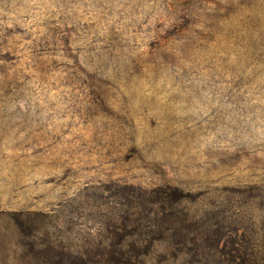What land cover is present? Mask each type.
Returning <instances> with one entry per match:
<instances>
[{
	"label": "rangeland",
	"instance_id": "rangeland-1",
	"mask_svg": "<svg viewBox=\"0 0 264 264\" xmlns=\"http://www.w3.org/2000/svg\"><path fill=\"white\" fill-rule=\"evenodd\" d=\"M240 234L264 236V0H0V264H200Z\"/></svg>",
	"mask_w": 264,
	"mask_h": 264
},
{
	"label": "trees",
	"instance_id": "trees-1",
	"mask_svg": "<svg viewBox=\"0 0 264 264\" xmlns=\"http://www.w3.org/2000/svg\"><path fill=\"white\" fill-rule=\"evenodd\" d=\"M171 196V193L158 194L150 197L149 201L154 205H160L161 202L164 203L166 200H169ZM153 213L154 215L150 219H152V222H155V219L158 217V212L154 211ZM161 215H163V210ZM164 215L175 216V213L169 212L164 213ZM145 216L148 217L149 215ZM227 244L229 245L227 248L215 251L214 253H201L200 256H197V262L200 264H264V236L258 237V235H251L247 237L246 235L240 234L224 242V246ZM184 253L182 252V254ZM130 257L132 258L131 261L128 259ZM130 257H123V262L126 264H143L140 253L130 255Z\"/></svg>",
	"mask_w": 264,
	"mask_h": 264
}]
</instances>
